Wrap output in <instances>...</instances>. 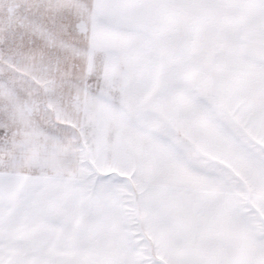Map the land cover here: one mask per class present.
<instances>
[{
    "label": "snow or ice",
    "instance_id": "snow-or-ice-1",
    "mask_svg": "<svg viewBox=\"0 0 264 264\" xmlns=\"http://www.w3.org/2000/svg\"><path fill=\"white\" fill-rule=\"evenodd\" d=\"M0 264H264V0H0Z\"/></svg>",
    "mask_w": 264,
    "mask_h": 264
}]
</instances>
